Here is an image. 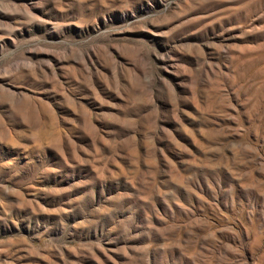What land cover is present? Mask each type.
I'll list each match as a JSON object with an SVG mask.
<instances>
[{"label":"rangeland","instance_id":"374dc122","mask_svg":"<svg viewBox=\"0 0 264 264\" xmlns=\"http://www.w3.org/2000/svg\"><path fill=\"white\" fill-rule=\"evenodd\" d=\"M0 264H264V0H0Z\"/></svg>","mask_w":264,"mask_h":264}]
</instances>
